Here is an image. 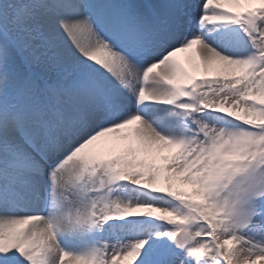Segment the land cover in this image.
<instances>
[{
  "label": "snow or ice",
  "instance_id": "6c2138e0",
  "mask_svg": "<svg viewBox=\"0 0 264 264\" xmlns=\"http://www.w3.org/2000/svg\"><path fill=\"white\" fill-rule=\"evenodd\" d=\"M0 264H264V0H0Z\"/></svg>",
  "mask_w": 264,
  "mask_h": 264
},
{
  "label": "bare ground",
  "instance_id": "6f19581e",
  "mask_svg": "<svg viewBox=\"0 0 264 264\" xmlns=\"http://www.w3.org/2000/svg\"><path fill=\"white\" fill-rule=\"evenodd\" d=\"M177 58L184 64H187V58H186V54L184 53H178L177 54Z\"/></svg>",
  "mask_w": 264,
  "mask_h": 264
}]
</instances>
